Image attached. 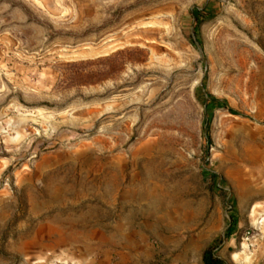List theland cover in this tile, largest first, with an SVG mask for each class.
Here are the masks:
<instances>
[{
  "label": "rangeland",
  "instance_id": "1",
  "mask_svg": "<svg viewBox=\"0 0 264 264\" xmlns=\"http://www.w3.org/2000/svg\"><path fill=\"white\" fill-rule=\"evenodd\" d=\"M206 249L264 264V0H0V264Z\"/></svg>",
  "mask_w": 264,
  "mask_h": 264
},
{
  "label": "trees",
  "instance_id": "2",
  "mask_svg": "<svg viewBox=\"0 0 264 264\" xmlns=\"http://www.w3.org/2000/svg\"><path fill=\"white\" fill-rule=\"evenodd\" d=\"M191 13H192L193 17L195 18V20H197L198 19V11L195 9H192ZM212 99L214 101H216V98H212ZM227 109L231 113H234V114L236 113V111L233 110L232 108L227 107ZM202 260H203L204 264H225V262L221 258L215 256L212 253L211 249L204 250V252L202 254Z\"/></svg>",
  "mask_w": 264,
  "mask_h": 264
}]
</instances>
